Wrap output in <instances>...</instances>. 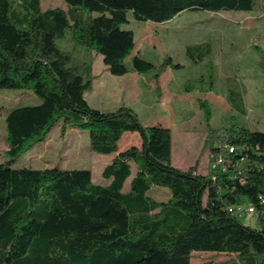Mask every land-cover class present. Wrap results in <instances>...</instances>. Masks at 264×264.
Returning <instances> with one entry per match:
<instances>
[{"label": "trees", "instance_id": "1", "mask_svg": "<svg viewBox=\"0 0 264 264\" xmlns=\"http://www.w3.org/2000/svg\"><path fill=\"white\" fill-rule=\"evenodd\" d=\"M62 1L67 12L43 11L40 0H0V88L28 90L39 99L4 116L0 264H190L193 252L233 256L203 264H264V206L257 198L264 194V132L234 122L208 128L204 147L216 153L218 146H234L238 167L206 175L196 166L177 169L171 164L170 130L143 125L129 107H91L84 98L92 84L89 64L73 65L71 54L58 46L70 34L76 46L102 57L110 75L147 74L155 65L132 55L134 34L123 28L129 12L137 21L160 24L184 11L250 13L256 0ZM208 53L207 45L186 48L194 63ZM167 66L180 68L167 58L158 73ZM204 117L208 123L206 107ZM54 127L61 136L72 129L86 132L91 151L115 154L101 172L107 185L93 183L87 169L13 167ZM127 132L136 133L140 144L119 151ZM152 187L167 188L170 195L153 200ZM239 202L254 207L256 228L225 209Z\"/></svg>", "mask_w": 264, "mask_h": 264}, {"label": "rangeland", "instance_id": "2", "mask_svg": "<svg viewBox=\"0 0 264 264\" xmlns=\"http://www.w3.org/2000/svg\"><path fill=\"white\" fill-rule=\"evenodd\" d=\"M256 5L257 8L250 13L184 11L160 24L137 21L129 12L128 22L123 27L134 34L132 55L138 53L155 65V70L147 74L110 75L101 56L76 46L70 34L61 39L58 46L71 54L73 65L89 64L92 84L84 97L91 107L107 111L129 107L143 125L159 124L168 128L172 163L180 170L196 166V172L206 175L210 162V153L204 147L208 128L220 130L234 122L264 132L263 0H256ZM40 7L43 11L53 8L68 10L62 0H40ZM205 45L209 53L200 62L194 63L187 57V47ZM131 56L125 61L128 68ZM167 58L180 68L167 66L158 73ZM155 74L158 77H154ZM38 103L39 99L28 90L0 88V162L7 160L6 112ZM201 103L209 111L208 123ZM137 141H140L138 135H125L118 150ZM114 156L91 151L86 132L72 129L61 136L54 127L44 141L23 154L13 167L87 169L93 183L104 186L108 181L101 177V172ZM131 170L134 174L133 166ZM128 182L129 179L125 191ZM165 193L170 195L167 188L152 187L148 195L153 200L162 201L166 200ZM205 202L206 195L203 204ZM239 221L257 227L256 221L247 215ZM232 258L227 254L193 252L190 264L218 263Z\"/></svg>", "mask_w": 264, "mask_h": 264}, {"label": "built area", "instance_id": "3", "mask_svg": "<svg viewBox=\"0 0 264 264\" xmlns=\"http://www.w3.org/2000/svg\"><path fill=\"white\" fill-rule=\"evenodd\" d=\"M219 152L210 153L209 158V172H214L217 174H223L228 171L230 166L238 167V164H233L232 155L235 153V147L229 144H224L223 146H218ZM230 180L234 179V175L228 177ZM243 181L241 180V183ZM258 202L260 205L264 206V194L258 195ZM225 209L236 218L240 219L242 216L247 215L252 217L255 221L257 215L254 207L247 202H239L234 205H227Z\"/></svg>", "mask_w": 264, "mask_h": 264}, {"label": "crops", "instance_id": "4", "mask_svg": "<svg viewBox=\"0 0 264 264\" xmlns=\"http://www.w3.org/2000/svg\"><path fill=\"white\" fill-rule=\"evenodd\" d=\"M124 28V27H123ZM102 58V57H101ZM131 73H135V72H133L132 70H130L126 75H129V74H131ZM126 75H124V76H126ZM138 75V74H137ZM124 76H122V77H124ZM85 98V97H84ZM101 111H107V110H101ZM156 125H159V124H156ZM69 131H72V130H67V132H66V134H68L69 133ZM128 134H130V133H124L123 135H122V137H121V140L119 141V143H118V146H120L121 145V143L123 142V140H124V137H125V135H128ZM132 134H135V135H137L136 133H132ZM126 143V142H125ZM139 144H140V141H137L136 142V144H132V143H128L127 145H125V146H127L126 148H128V147H130V146H139ZM126 148H122L121 150H124V149H126ZM120 151V150H119ZM171 151H172V148H171ZM171 164L173 165V167H176L173 163H172V161H171ZM132 166V165H131ZM134 168V167H133ZM176 168H178V167H176ZM135 169V168H134ZM182 171H184V170H182ZM134 173H135V170H134ZM198 174H199V172H197ZM134 174H132V170H131V177L133 176ZM130 177V178H131ZM130 178H129V180H130ZM166 198H168L167 197V194H166Z\"/></svg>", "mask_w": 264, "mask_h": 264}]
</instances>
